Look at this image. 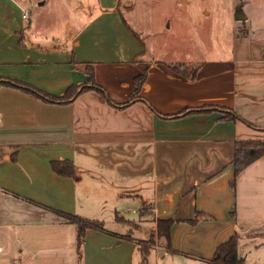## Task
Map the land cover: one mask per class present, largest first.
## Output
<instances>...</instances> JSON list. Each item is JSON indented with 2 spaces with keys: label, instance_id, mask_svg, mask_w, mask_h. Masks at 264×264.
<instances>
[{
  "label": "crops",
  "instance_id": "obj_1",
  "mask_svg": "<svg viewBox=\"0 0 264 264\" xmlns=\"http://www.w3.org/2000/svg\"><path fill=\"white\" fill-rule=\"evenodd\" d=\"M30 2L0 0V83L62 97L93 73L108 98L89 89L54 103L0 84V240L47 228L74 264H150L152 253L211 264L237 236L239 258L264 264V156L238 175L234 165L237 143L264 142V0H242L222 46L193 34L185 60L164 41L155 54L125 0H86L66 34L37 30ZM60 212L103 224L80 256L78 226Z\"/></svg>",
  "mask_w": 264,
  "mask_h": 264
},
{
  "label": "rangeland",
  "instance_id": "obj_2",
  "mask_svg": "<svg viewBox=\"0 0 264 264\" xmlns=\"http://www.w3.org/2000/svg\"><path fill=\"white\" fill-rule=\"evenodd\" d=\"M21 1H31L28 6L37 30L64 34L69 31L68 25L71 30L76 27L82 12L81 6L86 2ZM123 9L130 25L137 32L148 33L150 48L155 50V54L160 53V43L164 41L168 47L167 57L174 58L171 51L180 49L182 60L191 54L193 48L189 41L193 34L194 38L197 32L200 34L199 47H206L210 43L215 48L224 44V36L228 31H236L234 20L237 12L241 16L237 23L243 24L242 0H125ZM44 229L47 228L35 233L29 231L18 240L13 235L8 241L0 240L4 248V253L0 255V264H13V261L18 264H74L71 263V253H68L71 244H67L66 237L57 236V232ZM147 247L145 243L142 248L146 250ZM168 261L165 264H170ZM150 264H156L154 253L150 257Z\"/></svg>",
  "mask_w": 264,
  "mask_h": 264
},
{
  "label": "trees",
  "instance_id": "obj_3",
  "mask_svg": "<svg viewBox=\"0 0 264 264\" xmlns=\"http://www.w3.org/2000/svg\"><path fill=\"white\" fill-rule=\"evenodd\" d=\"M236 14L240 15L239 12H237ZM90 75L91 77H90V81L88 85L81 86V87H71L66 92V94L62 97L51 96L49 94L43 93L37 89H34L30 86L24 85L17 81L5 80V81H2L0 84L16 87L18 89L26 91L27 93L37 98L50 101V102H54V103H69L75 97H77L78 95H80L81 93L89 89H95L99 93H101L103 96L108 98L107 93L101 87L97 86L94 83L93 73H91ZM145 80H146V74H143L142 76L136 79L138 90L144 84ZM135 95L136 94L133 95V97L131 98V101L136 97ZM152 110L155 112L154 108H152ZM262 156H264V142H260V143L239 142L237 143L236 156L234 160V165L236 167L235 175H238L246 167H248L250 164H252L254 161H256ZM52 167L57 173L61 175H72L73 174V172L70 171L71 166L68 163L53 162ZM59 214L63 215L70 222L75 223L78 226L77 251L80 256L81 248L85 241L86 231L88 229L102 230L103 224L95 222V221L84 220L77 216H71L68 214L61 213V212ZM159 225H160V232L163 233V235H165L167 240H169L172 221H161L159 222ZM144 251H147V250H144ZM145 256H146V252H145ZM211 264H245L244 260L240 259L238 256V237L237 236L232 237L228 242L220 245L217 248Z\"/></svg>",
  "mask_w": 264,
  "mask_h": 264
},
{
  "label": "built area",
  "instance_id": "obj_4",
  "mask_svg": "<svg viewBox=\"0 0 264 264\" xmlns=\"http://www.w3.org/2000/svg\"><path fill=\"white\" fill-rule=\"evenodd\" d=\"M27 17H28V13L25 14L24 18L27 19ZM2 251H3V250H2V248L0 247V253H2ZM13 264H18V263H17V262H14Z\"/></svg>",
  "mask_w": 264,
  "mask_h": 264
},
{
  "label": "water",
  "instance_id": "obj_5",
  "mask_svg": "<svg viewBox=\"0 0 264 264\" xmlns=\"http://www.w3.org/2000/svg\"><path fill=\"white\" fill-rule=\"evenodd\" d=\"M240 17H241L240 15H237V14H236V19H237V20H240ZM242 19H243V18H242Z\"/></svg>",
  "mask_w": 264,
  "mask_h": 264
}]
</instances>
